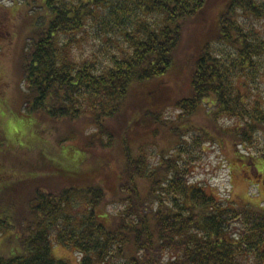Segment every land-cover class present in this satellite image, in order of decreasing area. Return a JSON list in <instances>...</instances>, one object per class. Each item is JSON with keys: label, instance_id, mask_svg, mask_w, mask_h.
Masks as SVG:
<instances>
[{"label": "trees", "instance_id": "16d2710c", "mask_svg": "<svg viewBox=\"0 0 264 264\" xmlns=\"http://www.w3.org/2000/svg\"><path fill=\"white\" fill-rule=\"evenodd\" d=\"M25 8L20 111L39 141L48 122L68 131L56 153L21 152L0 132V233L21 249L0 264H264V206L190 182L213 136L264 138V0ZM186 63V96L172 100L164 81ZM206 103L215 135L185 123Z\"/></svg>", "mask_w": 264, "mask_h": 264}, {"label": "rangeland", "instance_id": "374dc122", "mask_svg": "<svg viewBox=\"0 0 264 264\" xmlns=\"http://www.w3.org/2000/svg\"><path fill=\"white\" fill-rule=\"evenodd\" d=\"M37 2L38 0H0V20L6 15L4 21L7 23V29L4 27L5 30L0 34L3 35L0 39V132L16 148H23L21 152L36 153L42 149L56 153L57 140L66 136L67 128L62 123L53 125L48 122L43 125L42 140L39 141L35 134L34 120L27 119L21 112L24 107L15 73V59L25 31L23 26L26 27L29 22L24 17L28 12L25 7L36 5ZM187 65H181L164 81L172 100L185 94ZM208 109L209 104L201 105L195 113L184 117L185 123L215 135L213 126L205 116ZM178 113L180 112L172 110L168 115L172 117ZM257 141L255 147H242L228 137L219 134L213 136V141L205 144L200 160L192 168L191 184L203 186L219 200L248 201L264 206V163L260 159L261 152L256 151L264 149V138L260 136ZM260 161L263 166L259 165ZM20 250L14 231L0 233V256L14 257ZM52 255L56 259L68 258L74 261L71 252L56 245L52 247Z\"/></svg>", "mask_w": 264, "mask_h": 264}]
</instances>
